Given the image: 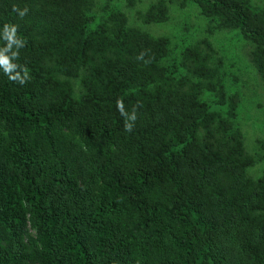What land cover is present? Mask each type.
Here are the masks:
<instances>
[{
  "label": "trees",
  "instance_id": "obj_1",
  "mask_svg": "<svg viewBox=\"0 0 264 264\" xmlns=\"http://www.w3.org/2000/svg\"><path fill=\"white\" fill-rule=\"evenodd\" d=\"M0 55V264H264V4L0 0Z\"/></svg>",
  "mask_w": 264,
  "mask_h": 264
},
{
  "label": "rangeland",
  "instance_id": "obj_2",
  "mask_svg": "<svg viewBox=\"0 0 264 264\" xmlns=\"http://www.w3.org/2000/svg\"><path fill=\"white\" fill-rule=\"evenodd\" d=\"M150 1V0H145ZM257 3L264 4V0H255ZM173 8L177 9L174 14L173 18L181 19L180 23L184 20H187L188 23L191 26L190 34L193 35V37H199L202 33L199 34V28L201 26V21L197 18V13L195 10L189 8L185 11L179 10L177 7L173 6ZM179 10V11H178ZM157 31H160L159 33L166 32L163 28H157ZM221 37V38H220ZM220 37H217V43L222 46L218 47L223 53L227 50V56L229 57L230 66L234 67L233 72L234 74L238 75V81L242 82L244 80H247L249 78L248 72L243 73L244 66L247 64L246 62V55L248 49L243 47L242 43H238V40L236 41L237 36L234 35V38L225 40L223 34H221ZM224 39V42H223ZM231 45V47H230ZM232 73V72H231ZM253 76V75H252ZM245 91L249 93V95L254 97L256 101V107L259 105L264 106V88H261L260 86L254 85L251 83L248 88H245ZM260 121V126H263L264 129V110H261L259 108H255L252 112L250 120L245 124V127H243L247 140L250 142L253 140L255 135H253L254 132V123L255 121ZM248 124V127H246ZM260 135L264 136V133H261ZM246 140L247 147H248V141ZM264 173V166L258 167L254 170H252V174L254 176H259Z\"/></svg>",
  "mask_w": 264,
  "mask_h": 264
},
{
  "label": "clouds",
  "instance_id": "obj_3",
  "mask_svg": "<svg viewBox=\"0 0 264 264\" xmlns=\"http://www.w3.org/2000/svg\"><path fill=\"white\" fill-rule=\"evenodd\" d=\"M22 15V13H21ZM3 32L7 35V38L9 40H13L14 38H16V26L14 25H10V24H5L3 26ZM0 64L5 65L6 67L8 66V58L6 56L0 55ZM9 79H16L15 77H10ZM21 84L25 83V81L21 80L20 81ZM121 110L122 109V105H120Z\"/></svg>",
  "mask_w": 264,
  "mask_h": 264
}]
</instances>
